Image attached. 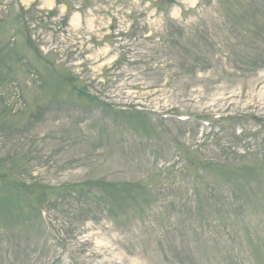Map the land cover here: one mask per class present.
<instances>
[{
    "label": "rangeland",
    "instance_id": "374dc122",
    "mask_svg": "<svg viewBox=\"0 0 264 264\" xmlns=\"http://www.w3.org/2000/svg\"><path fill=\"white\" fill-rule=\"evenodd\" d=\"M0 264H264V0H0Z\"/></svg>",
    "mask_w": 264,
    "mask_h": 264
},
{
    "label": "trees",
    "instance_id": "16d2710c",
    "mask_svg": "<svg viewBox=\"0 0 264 264\" xmlns=\"http://www.w3.org/2000/svg\"><path fill=\"white\" fill-rule=\"evenodd\" d=\"M198 151V150H197ZM196 151V152H197ZM198 153V152H197ZM200 155V154H199ZM188 165L185 166V171H180L181 174H184V177L190 178L192 177V185L194 186V192L196 195L200 198L202 197V194L206 195L207 198H212L213 192L216 190L215 186H219L222 182L226 180L224 175L228 174V167H231V163H220V162H213V161H206L205 157L198 158V160H194L191 153H188ZM243 158V157H241ZM193 164L190 165L189 164ZM190 172L194 173V176L190 174ZM208 177H212L214 179H209ZM93 184H95V187L97 188L100 186L101 188L106 187H115L117 186V182H110L105 181L103 179H98L95 181H92ZM110 190V189H109ZM103 191H98L97 194L102 195L101 198H105ZM198 198V199H199ZM46 203H43L41 205V209L43 206H45ZM198 205V204H197ZM197 210L201 212L200 206H195ZM196 210V212H198Z\"/></svg>",
    "mask_w": 264,
    "mask_h": 264
}]
</instances>
